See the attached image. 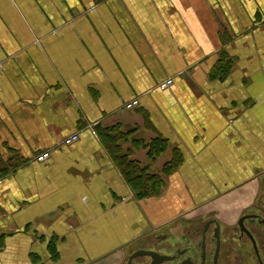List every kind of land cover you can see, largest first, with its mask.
Masks as SVG:
<instances>
[{
    "label": "crops",
    "instance_id": "1",
    "mask_svg": "<svg viewBox=\"0 0 264 264\" xmlns=\"http://www.w3.org/2000/svg\"><path fill=\"white\" fill-rule=\"evenodd\" d=\"M113 128L158 195L137 197ZM0 167V264H121L171 226L232 223L264 190V0H0Z\"/></svg>",
    "mask_w": 264,
    "mask_h": 264
},
{
    "label": "flooded vegetation",
    "instance_id": "2",
    "mask_svg": "<svg viewBox=\"0 0 264 264\" xmlns=\"http://www.w3.org/2000/svg\"><path fill=\"white\" fill-rule=\"evenodd\" d=\"M260 200L232 223L207 214L140 240L121 264H264V190Z\"/></svg>",
    "mask_w": 264,
    "mask_h": 264
},
{
    "label": "trees",
    "instance_id": "3",
    "mask_svg": "<svg viewBox=\"0 0 264 264\" xmlns=\"http://www.w3.org/2000/svg\"><path fill=\"white\" fill-rule=\"evenodd\" d=\"M126 137V134L119 132L116 128L101 132L102 140L120 166L137 197L143 199L158 195L165 184V180L162 176L152 173L149 167H143L138 161L131 159L129 154L123 151L122 143ZM167 148L168 144L165 141L158 140L151 145L150 153L152 157H156L164 153ZM182 160V158H173L171 162L165 165L164 173H172L180 166ZM7 171H9V167H0V176L5 175Z\"/></svg>",
    "mask_w": 264,
    "mask_h": 264
},
{
    "label": "built area",
    "instance_id": "4",
    "mask_svg": "<svg viewBox=\"0 0 264 264\" xmlns=\"http://www.w3.org/2000/svg\"><path fill=\"white\" fill-rule=\"evenodd\" d=\"M174 80L173 78H168L166 79L165 81H163L161 84H160V88L161 89H166V88H169L172 84H173ZM140 103V101L138 99H135V100H132L131 102L127 103L125 105V107L127 109H133L135 108L136 106H138ZM79 139V134H74L70 137H68L66 140H65V143L66 144H71L75 141H77ZM51 157V153L50 152H43L41 154H39L36 158V161L38 162H45L47 161L49 158Z\"/></svg>",
    "mask_w": 264,
    "mask_h": 264
},
{
    "label": "water",
    "instance_id": "5",
    "mask_svg": "<svg viewBox=\"0 0 264 264\" xmlns=\"http://www.w3.org/2000/svg\"><path fill=\"white\" fill-rule=\"evenodd\" d=\"M249 233V232H248ZM250 234V233H249ZM252 238H253V236H252ZM146 240H148V238L147 239H145L144 241H146ZM143 241V240H142ZM253 243L255 244V247H256V249H257V244H256V242H255V240H254V238H253ZM147 254L148 255H151V253L150 252H147Z\"/></svg>",
    "mask_w": 264,
    "mask_h": 264
},
{
    "label": "rangeland",
    "instance_id": "6",
    "mask_svg": "<svg viewBox=\"0 0 264 264\" xmlns=\"http://www.w3.org/2000/svg\"><path fill=\"white\" fill-rule=\"evenodd\" d=\"M262 257V259L264 260V255L263 256H261Z\"/></svg>",
    "mask_w": 264,
    "mask_h": 264
}]
</instances>
